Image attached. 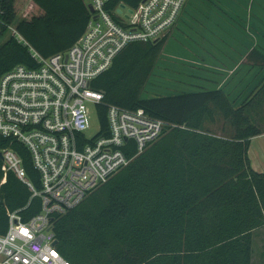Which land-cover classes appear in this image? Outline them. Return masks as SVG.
I'll use <instances>...</instances> for the list:
<instances>
[{"label": "trees", "instance_id": "1", "mask_svg": "<svg viewBox=\"0 0 264 264\" xmlns=\"http://www.w3.org/2000/svg\"><path fill=\"white\" fill-rule=\"evenodd\" d=\"M134 5L140 0H115ZM3 0L4 20L15 25L41 56L69 48L83 33L88 11L83 0ZM167 38L128 44L91 87L102 93L95 105L98 135H108L107 108H142L169 126L126 167L56 217L59 252L73 264H251L252 231L264 226V173L250 166V139L264 133L246 111L264 105V80L239 106L221 89L144 97ZM264 67V54L247 56ZM36 66L28 46L0 29V76L13 66ZM253 109V110H254ZM258 109V108H257ZM252 110V111H253ZM230 122L229 137L205 129L218 116ZM23 160L27 178L39 188L29 152L18 141L0 138ZM135 154L131 148L127 155ZM0 159V233L8 211L28 219L40 198L12 172L4 178Z\"/></svg>", "mask_w": 264, "mask_h": 264}, {"label": "built area", "instance_id": "2", "mask_svg": "<svg viewBox=\"0 0 264 264\" xmlns=\"http://www.w3.org/2000/svg\"><path fill=\"white\" fill-rule=\"evenodd\" d=\"M187 0H83L88 19L67 49L41 56L4 20L0 29L28 46L36 66H13L0 76V138L20 142L39 176V188L27 178L22 158L11 147L0 151L2 171L12 172L40 198V210L28 219L7 212L0 233V264H73L57 249L56 217L78 205L90 192L158 140L169 127L142 108H107L108 135L85 136L91 105L102 101L91 82L107 70L130 43L169 37ZM264 137V133H262ZM133 148L131 157L127 152Z\"/></svg>", "mask_w": 264, "mask_h": 264}, {"label": "crops", "instance_id": "3", "mask_svg": "<svg viewBox=\"0 0 264 264\" xmlns=\"http://www.w3.org/2000/svg\"><path fill=\"white\" fill-rule=\"evenodd\" d=\"M244 27L250 36L246 46L242 42ZM253 49L264 54V0H187L160 59L167 50L187 57L186 62L202 66L205 89H221L233 105H240L264 80V67L247 59ZM199 59L203 64L196 62ZM181 71L188 73L189 69ZM250 166L262 172L251 161ZM257 229L264 226L252 234Z\"/></svg>", "mask_w": 264, "mask_h": 264}, {"label": "rangeland", "instance_id": "4", "mask_svg": "<svg viewBox=\"0 0 264 264\" xmlns=\"http://www.w3.org/2000/svg\"><path fill=\"white\" fill-rule=\"evenodd\" d=\"M31 8L32 0H25L24 4L19 8L18 17H26ZM245 28L246 27L243 28L242 38L244 46L249 44L250 41V36L247 34ZM184 58L187 57H179L172 54L170 50H167V52L163 55V59L161 57L158 61L152 76L148 80L143 96L150 97L155 95H169L180 92H188L189 90L197 91L205 89L207 86L201 78L203 71L202 66L195 65L192 61L190 63L189 60L186 62ZM196 62L199 65L203 64L201 59ZM186 67L189 69L188 73L186 71H181L186 69ZM234 106L237 107L239 105ZM90 108L92 110V116L90 126L85 132V136L87 138L94 137L99 131V123L95 113V106L91 105ZM253 109L254 107H251L250 110L246 111V115L255 119L256 123H258V121L261 122L262 127H264V105H260L259 107H256V109ZM205 129L212 134L227 137H230L233 133V128L231 127L230 122L225 121L220 115L216 118L214 123L207 122ZM248 158L252 162L253 166L256 164L259 169L264 172V137H262V134L251 138ZM252 242V264H264V229H257L253 232Z\"/></svg>", "mask_w": 264, "mask_h": 264}, {"label": "water", "instance_id": "5", "mask_svg": "<svg viewBox=\"0 0 264 264\" xmlns=\"http://www.w3.org/2000/svg\"><path fill=\"white\" fill-rule=\"evenodd\" d=\"M2 158V156L0 155V159ZM57 243V241H55V243L54 244H56Z\"/></svg>", "mask_w": 264, "mask_h": 264}]
</instances>
